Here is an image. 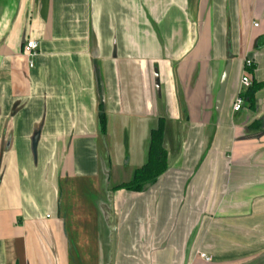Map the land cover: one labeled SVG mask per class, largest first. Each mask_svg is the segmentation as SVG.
Returning <instances> with one entry per match:
<instances>
[{"label": "crops", "instance_id": "obj_1", "mask_svg": "<svg viewBox=\"0 0 264 264\" xmlns=\"http://www.w3.org/2000/svg\"><path fill=\"white\" fill-rule=\"evenodd\" d=\"M0 264H264V0H0Z\"/></svg>", "mask_w": 264, "mask_h": 264}, {"label": "trees", "instance_id": "obj_2", "mask_svg": "<svg viewBox=\"0 0 264 264\" xmlns=\"http://www.w3.org/2000/svg\"><path fill=\"white\" fill-rule=\"evenodd\" d=\"M263 88L262 84H252L248 90L245 98H249V101L252 99L254 93L258 92ZM100 121L105 124L104 117L101 116ZM149 162L144 165V168L137 170L132 180V183L129 185H123L122 188L126 190H132L135 192H141L144 190L147 184H154L160 174L164 172L167 168L166 165V151L161 147V138L160 135H156L152 141V149Z\"/></svg>", "mask_w": 264, "mask_h": 264}, {"label": "built area", "instance_id": "obj_3", "mask_svg": "<svg viewBox=\"0 0 264 264\" xmlns=\"http://www.w3.org/2000/svg\"><path fill=\"white\" fill-rule=\"evenodd\" d=\"M255 26H258V24H256ZM25 49H24V53L23 56L26 59V61H28L29 66L33 67L34 66V57L37 55L39 46H38V41L36 40H28L25 43ZM253 66L252 62L249 61V63H247L246 68L249 69ZM251 84V80L249 78L248 75H245L242 78L241 81V85L244 87H250ZM244 104L243 98L241 96H239L236 100H235V105H234V112L235 111H239L242 106ZM202 258H204V260L206 262L211 261V258L209 256H206L204 254H201Z\"/></svg>", "mask_w": 264, "mask_h": 264}, {"label": "water", "instance_id": "obj_4", "mask_svg": "<svg viewBox=\"0 0 264 264\" xmlns=\"http://www.w3.org/2000/svg\"><path fill=\"white\" fill-rule=\"evenodd\" d=\"M228 76H229V67L226 70V73L223 77L222 83H221V92L219 94V99H221L224 95L225 89H226V84H227V80H228Z\"/></svg>", "mask_w": 264, "mask_h": 264}]
</instances>
